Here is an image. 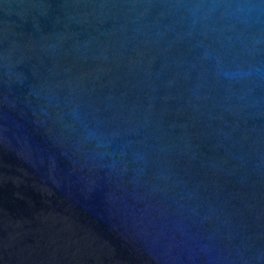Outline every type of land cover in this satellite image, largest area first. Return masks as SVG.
Masks as SVG:
<instances>
[{
  "label": "water",
  "instance_id": "95a60500",
  "mask_svg": "<svg viewBox=\"0 0 264 264\" xmlns=\"http://www.w3.org/2000/svg\"><path fill=\"white\" fill-rule=\"evenodd\" d=\"M0 264H264V0H0Z\"/></svg>",
  "mask_w": 264,
  "mask_h": 264
}]
</instances>
